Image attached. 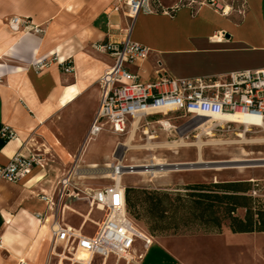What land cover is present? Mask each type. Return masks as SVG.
Masks as SVG:
<instances>
[{
	"label": "crops",
	"instance_id": "0c3cea01",
	"mask_svg": "<svg viewBox=\"0 0 264 264\" xmlns=\"http://www.w3.org/2000/svg\"><path fill=\"white\" fill-rule=\"evenodd\" d=\"M178 1L158 0L165 11L139 13L130 21L123 10H113L117 0H0V133L4 127L14 132L8 140L0 136V167L33 151L42 160L16 182L0 178V264L55 260L48 230L54 212L40 197L57 202L55 188L68 172H75L71 184L81 191L108 187H92L76 175L81 169L95 174L99 171L92 169L109 159L107 149L99 158L79 152L97 110L98 80L112 65L108 54L92 48L94 43L120 42L128 34L147 47L148 58L138 68L129 67L141 82L155 79L157 60L178 80L264 68V0H240L241 13L240 6L224 0L225 14L207 5L178 6ZM11 17L25 19L28 27L11 30ZM38 61L44 64L40 70ZM66 61L72 72L61 65ZM83 104L90 107L83 132L71 140L66 125ZM155 117L170 120L175 114ZM49 124L62 131L63 145ZM55 207L57 223L85 236L93 235L102 219L83 200L62 197ZM261 234L232 233L223 226L218 233L156 237L136 264H264Z\"/></svg>",
	"mask_w": 264,
	"mask_h": 264
},
{
	"label": "built area",
	"instance_id": "2783aa9c",
	"mask_svg": "<svg viewBox=\"0 0 264 264\" xmlns=\"http://www.w3.org/2000/svg\"><path fill=\"white\" fill-rule=\"evenodd\" d=\"M223 2L224 0H179L178 6L186 5L194 9L207 5L225 14L227 8ZM240 8L239 13L243 4H240ZM113 10H123V14L130 21L134 20L139 13L151 14L165 11L158 0H117ZM7 24L13 31L28 27V22L19 17H11ZM32 30L36 33L41 32L39 28ZM92 48L108 54L112 58V65L98 80V106L88 131V139L95 138L101 132L122 137L129 128L131 130L138 128L142 119L147 120L157 115L170 113H178L179 115H175L174 118H182L183 124L179 127L169 125L168 128L174 131L181 129L179 132L185 138L192 131L209 125L204 122V119L208 120L216 115L240 112L258 117L264 123V68L237 71L221 76L178 80L168 75L157 60L154 69L155 79L150 82H141L138 74L132 73L129 67L138 68V64L148 58L150 51L147 47L132 42L127 34L120 42H98L94 43ZM61 65L66 72H72L70 62H62ZM35 66L40 70L44 64L38 61ZM166 121L169 122V120ZM154 122L162 126L161 121ZM232 125L234 124L225 122L223 125L210 127V131L221 132L224 127L229 129ZM248 125L251 129L258 128L252 124ZM0 136L8 140L14 137V132L4 127ZM41 165L42 160L36 151L29 156L17 154L7 165L0 167V178L16 182L34 167ZM74 173L70 171L58 181L55 188L58 195L57 202L46 195L40 197L46 202L49 210L54 212L53 222L49 224L48 230L50 254L55 258V264L63 262L92 264L95 257L102 260L101 264L109 257H113L115 263L122 261L128 264L137 251L132 249L135 241L140 243L137 255L139 260L141 251L152 244L153 237L136 229V223L126 211L124 188H122L121 201L113 193L115 184L102 189L81 191L71 184ZM68 188H72V194L67 193ZM62 197L83 200L89 209L102 213V219L93 235L85 236L69 226L57 223L55 206ZM35 217L45 220L44 215L36 214ZM78 252L88 256L87 262L75 259ZM18 264L26 263L20 261Z\"/></svg>",
	"mask_w": 264,
	"mask_h": 264
},
{
	"label": "rangeland",
	"instance_id": "374dc122",
	"mask_svg": "<svg viewBox=\"0 0 264 264\" xmlns=\"http://www.w3.org/2000/svg\"><path fill=\"white\" fill-rule=\"evenodd\" d=\"M233 6H240V0H228ZM90 107L83 104L74 118L67 122L68 138L77 139L83 132L84 122L87 119ZM175 115H179L178 113ZM147 121V122H145ZM154 121H166L160 117L148 118L141 120L138 128L128 129L127 133L122 137L112 136L109 133L102 132L94 140L84 138L81 142L79 152H86L87 156L102 157L106 149L109 153L108 165H116L121 161L122 166L148 165L150 163H163L167 165L175 164H191L196 163L199 159L204 163H222L229 162L233 166L214 168H192L181 170H166L154 174L144 175H122L121 187H133L145 190H162L175 189L183 194V185L190 183H222V182H250L249 191L246 193L252 199V210H264V128H252L250 132L244 133L245 139L238 137L244 128L242 125H232L229 129L224 127L223 131H211L213 136H204L206 127L194 130L187 138L182 137L180 130L172 128H164ZM167 122V121H166ZM169 125L179 127L183 124V119H170ZM51 131L63 145V133L57 127V124H49ZM208 127V128H209ZM207 129V128H206ZM144 131V133H143ZM133 133V134H132ZM200 137L204 143L198 148L197 141ZM131 137V138H130ZM153 137V138H149ZM44 139V138H43ZM182 139V142H181ZM214 142L216 144H212ZM78 143L74 141V146ZM124 144L128 146L124 147ZM85 147V150L83 147ZM77 147V146H75ZM70 151V150H69ZM73 153L77 149L71 150ZM83 152V153H84ZM219 165V164H217ZM245 165V166H238ZM83 166V164H81ZM216 166V165H215ZM103 167L100 164L92 170L99 171L95 174H83V169L76 172V175H83L85 182L92 187L112 186L115 182L111 178H101ZM167 166L166 168H170ZM173 167V166H172ZM166 185H171L166 187ZM242 209H238V215L243 214ZM95 215H92L94 218ZM77 219V218H75ZM78 220V219H77ZM134 220V219H133ZM135 227L142 233H149L143 222L134 220ZM91 225L87 224L86 229ZM209 230L204 229L197 221H187L185 225L179 226L176 230H169L158 234L156 237H165L172 235H186L207 233ZM151 235V234H150ZM258 242L264 246V234L257 237ZM140 243L135 241L133 244V259L128 264H136L139 254ZM102 260L98 257L93 258L92 264H101ZM49 264H55V260H51ZM63 264H66L64 262ZM106 264H125L122 261L115 263L113 257L106 260Z\"/></svg>",
	"mask_w": 264,
	"mask_h": 264
},
{
	"label": "trees",
	"instance_id": "16d2710c",
	"mask_svg": "<svg viewBox=\"0 0 264 264\" xmlns=\"http://www.w3.org/2000/svg\"><path fill=\"white\" fill-rule=\"evenodd\" d=\"M250 182L190 183L182 191L124 188L128 215L143 222L151 236L176 230L195 220L207 233H218L223 226L232 233L264 232V210H252L246 195ZM242 209L240 217L236 211ZM149 234V235H150Z\"/></svg>",
	"mask_w": 264,
	"mask_h": 264
},
{
	"label": "bare ground",
	"instance_id": "6f19581e",
	"mask_svg": "<svg viewBox=\"0 0 264 264\" xmlns=\"http://www.w3.org/2000/svg\"><path fill=\"white\" fill-rule=\"evenodd\" d=\"M160 110V109H159ZM158 110V111H159ZM204 122H207V124L210 125V127L215 125H223L225 122H229L236 125H242L244 130L242 133H239L237 136L245 139V134L247 132L251 131V128L248 124H252L254 126H258V128H264V123H262L258 117L249 116L240 112H236L234 114H228V115H216L213 116L210 119H204ZM161 124L164 128H168L169 124L166 121H161ZM209 127V126H208ZM205 129L204 136L212 137L213 134L210 131V127ZM201 129V128H200ZM133 134V133H132ZM131 138V137H130ZM150 139L153 137H149ZM198 141L197 145L198 148L202 146L204 143L200 139L199 136H197ZM182 142V139H181ZM183 143V142H182ZM212 144H216L214 142H211ZM124 147L128 146V144H124ZM264 161V159H261ZM229 162H235V161H229ZM229 162H222V163H204L202 160H198L196 163H193V165L189 164H175V165H165L163 163H150L148 165H133V166H122L121 161H119L116 165H106L107 167H103V170L101 171L102 176L101 178H111L115 182V190L114 194L115 196H118L119 200L121 201L122 196V187L120 184L122 183V175H144L149 174L153 176L156 173L163 172L166 170H181V169H192V168H214L219 169L221 167H229L233 166ZM219 164V165H217ZM216 165V166H215ZM167 166H171L170 168H166ZM173 166V167H172ZM238 166H245V165H238ZM75 259L86 261L88 259V256L85 253L78 252L75 255Z\"/></svg>",
	"mask_w": 264,
	"mask_h": 264
}]
</instances>
